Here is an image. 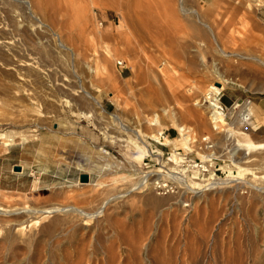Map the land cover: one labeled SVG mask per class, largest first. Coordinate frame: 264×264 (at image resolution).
Segmentation results:
<instances>
[{"label":"rangeland","instance_id":"374dc122","mask_svg":"<svg viewBox=\"0 0 264 264\" xmlns=\"http://www.w3.org/2000/svg\"><path fill=\"white\" fill-rule=\"evenodd\" d=\"M34 1L0 0V40L15 36L18 60L39 59L72 85L74 74L82 82L78 96L55 90L47 98L36 83L15 90L0 69V154L30 145L34 157L38 149L41 175L30 190L0 189V264H264V135L257 129L264 125L258 104L264 102V21L258 16L264 0ZM20 29H31L45 50L25 46ZM5 58L0 53V64L9 62ZM156 83L171 85L163 92ZM8 87L21 99L11 100ZM211 87L223 89L228 106L251 100V119L230 128L237 120L229 116L231 137L218 136L220 147L240 137L260 147L238 164L231 142L228 178L221 181L240 185L209 187L190 207L173 194L135 189L134 169L161 130L173 136L180 125L197 136L213 131L211 103L202 104ZM187 111L202 123L185 117ZM82 172L90 174L89 183L80 182ZM67 206L98 214H36ZM52 223L46 236L43 226Z\"/></svg>","mask_w":264,"mask_h":264},{"label":"built area","instance_id":"2783aa9c","mask_svg":"<svg viewBox=\"0 0 264 264\" xmlns=\"http://www.w3.org/2000/svg\"><path fill=\"white\" fill-rule=\"evenodd\" d=\"M124 61L118 60V66L123 67ZM222 91H210L209 98L213 95L215 102L212 103L210 117H212L213 131L200 136L195 135L191 128L186 126L185 134L177 129L173 136L169 130H161L156 138L149 142L143 162L135 170V189L139 191L151 190L158 194H173L185 207H190L192 199L201 191L212 187L214 182L228 178L226 170L232 161L231 142L228 138L223 147H220L218 136L229 134L227 131V119L235 116L248 99L243 102L238 100L228 106L222 101ZM215 105V106H214ZM214 107V108H213ZM215 110L224 114L225 121L214 120ZM252 112L242 111L240 120H250ZM188 137L187 144L183 147L174 145V141ZM238 181V182H237ZM240 185L238 179L229 182ZM228 183V184H229ZM246 186V185H245ZM252 189L251 187H246ZM255 190L261 186L255 185Z\"/></svg>","mask_w":264,"mask_h":264},{"label":"bare ground","instance_id":"6f19581e","mask_svg":"<svg viewBox=\"0 0 264 264\" xmlns=\"http://www.w3.org/2000/svg\"><path fill=\"white\" fill-rule=\"evenodd\" d=\"M21 1V0H20ZM37 1V0H36ZM36 1H34L35 3H36ZM41 1V0H40ZM34 3V4H35ZM38 3V2H37ZM67 3V2H66ZM41 4V2H39V4L38 5H40ZM44 4V3H43ZM43 4L41 5V6H43ZM36 5V4H35ZM35 5H33V6H35ZM24 6V5H23ZM32 6V5H31ZM33 6H32V8H33ZM29 7V6H28ZM28 7H26V8H28ZM44 7V6H43ZM69 7V6H68ZM38 9H43L42 7L40 8V6H39V8ZM32 10V9H31ZM44 10V9H43ZM42 10V11H43ZM60 10H61V8H60ZM187 10V9H186ZM27 11H28V9H27ZM191 11V10H190ZM53 12V11H52ZM51 12V13H52ZM34 13V12H33ZM50 13V12H49ZM194 13H196V12H194ZM11 14V13H10ZM49 16V15H48ZM31 17V16H30ZM51 19V18H50ZM14 20V19H13ZM16 20V19H15ZM49 23V22H48ZM17 24V23H16ZM50 24V23H49ZM62 24V23H61ZM19 25H21V24H19ZM23 25V24H22ZM21 25V26H22ZM32 26H33V24H32ZM44 26V25H43ZM46 26V25H45ZM49 26V25H48ZM52 26V25H51ZM208 26V25H207ZM27 27H28V25H27ZM33 27H35V26H33ZM50 27V26H49ZM22 28H24L23 26H22ZM31 28V27H30ZM39 28V27H38ZM54 28V27H53ZM209 28V27H208ZM4 29V28H3ZM41 29V28H40ZM47 29V28H46ZM14 30H16L15 28H14ZM21 30V29H20ZM19 30V33H21L20 35H19V37H21L22 38V41L24 42V44H25V46H27V47H29V48H32V47H35V45H38L39 47H41L42 49H43V47H45L44 46V43L45 42H43V41H41V39L37 42V43H35L34 42V40H33V38L34 37H32V30L31 29H23V30H21L20 31ZM60 30V29H59ZM3 31H5V30H3ZM47 31V30H46ZM54 31V30H53ZM34 32V31H33ZM1 33H2V31H1ZM0 33V34H1ZM3 34H5V33H3ZM2 34V35H3ZM8 34V33H7ZM44 34V33H43ZM55 34V33H54ZM60 34H62V33H60ZM10 35V34H9ZM35 35V34H34ZM33 35V36H34ZM36 35L38 36V34L36 33ZM35 35V36H36ZM56 35V34H55ZM4 36V35H3ZM6 36V35H5ZM4 36V37H5ZM17 36V35H16ZM36 36V37H37ZM40 36V35H39ZM38 36V37H39ZM41 36H44V35H41ZM59 36V35H58ZM65 36V35H64ZM2 37V36H1ZM12 37H13V35H12ZM18 37V36H17ZM18 37V38H19ZM60 37H63L62 35L60 36ZM60 37H58V40H59V44H60V46L59 47H61V49H63V50H66L67 52L69 51V53L71 52V50L72 49H70L69 47H68V44H67V46L63 43V42H61V38ZM14 38H15V36H14ZM14 38H2L1 40H0V53H1V55H3V57L5 58H7L8 60H9V62L8 63H6V61L5 60H3V62H4V64H0V69H2V71L3 70H5L6 71V73L7 74H4V75H8L7 77H11L13 80H12V83L14 84V83H16V88H15V90L16 89H19V88H17V86H25L26 85V83H28V82H32V83H36L37 85H39L40 86V88H42L43 89V91H44V93L46 94L44 97H47V98H54L55 96H53L51 93L53 92L54 93V91L55 90H57V91H60V92H62V93H65V94H67L68 96H78V93H79V89H78V87H80V84H79V82H82L81 80H80V78L76 75V74H74L73 76V78L75 79V82H77V83H75L74 82V85H72L67 79H65V78H62V77H60V76H58L57 75V71L53 68L54 67V65H53V67L52 66H46V65H44V63H42L39 59H37V60H30V61H27L26 62V60H22L21 61V59H17V55H21V53L20 54H18V52H21V51H19V47H18V42H17V40L16 39H14ZM66 38V37H65ZM64 38V39H65ZM68 38H70V37H68L67 36V38L66 39H68ZM57 39V38H56ZM19 40V39H18ZM38 40V39H37ZM49 40V38L46 40V41H48ZM51 40V39H50ZM62 41H63V39H62ZM41 42H43V43H41ZM54 44V43H53ZM57 44V43H56ZM55 44V45H56ZM48 45H49V43H48ZM38 46H36V47H38ZM50 46V45H49ZM58 46H57V48H56V50H58ZM36 47H35V49H36ZM51 47V46H50ZM56 47V46H55ZM52 48V47H51ZM32 49H34V48H32ZM46 49H48L47 47H46ZM55 49V48H54ZM43 50H45V49H43ZM50 50V49H49ZM48 50V51H49ZM59 50H60V48H59ZM37 51V50H36ZM51 51H52V49H51ZM73 51H74V48H73ZM73 51H72V53H73ZM56 52V51H55ZM62 52V51H61ZM66 52V53H67ZM75 52V51H74ZM38 53V52H37ZM39 53H40V51H39ZM41 53H42V51H41ZM76 53V52H75ZM74 53V55L76 56V54ZM25 54V53H24ZM47 54H49V53H46V54H44V56L45 55H47ZM60 54V53H59ZM61 55V54H60ZM59 55V56H60ZM71 56H73L72 54H70ZM40 56V55H39ZM48 56V55H47ZM59 56H56V57H59ZM61 56H63V55H61ZM226 56H230V55H228V54H226ZM41 57H43V56H41ZM40 57V58H41ZM46 57V56H45ZM48 57H50L51 58V56H48ZM5 58V59H6ZM25 58H27V57H25ZM53 58V57H52ZM51 58V59H52ZM227 58V57H226ZM3 59V58H2ZM50 59V60H51ZM54 59V58H53ZM60 59V58H59ZM72 59V58H71ZM7 60V61H8ZM64 60V59H63ZM54 61V60H53ZM256 61V60H255ZM2 62V63H3ZM50 62V61H49ZM60 62L61 61H59V64H60ZM63 62H65V61H63ZM62 62V63H63ZM66 63V62H65ZM54 64V63H53ZM79 64V63H78ZM52 65V64H51ZM55 65H56V63H55ZM261 65L263 66L264 65V61H262L261 60ZM59 66V65H58ZM58 66H55V68L57 67V68H59ZM62 66V64L60 65V67ZM71 66H72V64H71ZM80 66H82V64L80 65ZM85 66V65H84ZM75 67V66H74ZM78 67H79V65H78ZM86 67V66H85ZM251 67V66H250ZM255 68V70L257 69L256 67H254L253 66V68L252 69H249V70H253ZM61 69H62V67H61ZM60 69V70H61ZM80 69H81V67H80ZM83 70H84V67H83ZM81 71V70H80ZM85 71V70H84ZM83 72V71H82ZM86 72V71H85ZM3 73V72H2ZM87 73V72H86ZM1 74V73H0ZM2 76V75H1ZM72 78V79H73ZM4 80V79H3ZM10 80V79H9ZM9 80H7V82L9 81ZM2 82V81H1ZM4 82V81H3ZM11 82V81H10ZM156 84H158V86H160L161 88H162V91L164 90L163 89V87L165 86L164 84H166L167 86L169 85H171L170 83H156ZM8 85H9V83H8ZM12 85V84H11ZM10 86V85H9ZM21 86H20V88H21ZM81 86H82V84H81ZM6 88V87H5ZM9 88V91L6 89L4 92L5 93H7L8 95L7 96H9V98L11 99V100H13V101H18V99H17V97H19L20 95H18L17 96V92L18 91H16V93H15V91H13V88H11L10 89V87H8ZM1 89V88H0ZM160 89V88H159ZM11 90V91H10ZM161 90V89H160ZM1 91V90H0ZM13 91V92H12ZM20 91V90H19ZM210 91H214V93L216 94L217 92H219L218 91V89L217 88H215V87H211L210 88ZM209 91V92H210ZM23 92H24V95H25V91L23 90ZM22 92V93H23ZM164 92V91H163ZM58 93V92H57ZM160 93V92H159ZM10 94V95H9ZM18 94H19V92H18ZM23 95V94H22ZM87 95V97L92 101V100H94L95 99V97L93 96V95H91L90 93H87L86 94ZM28 96H29V93H28ZM6 97V96H5ZM209 97V96H208ZM7 98V97H6ZM22 98H23V96H22ZM27 98V97H26ZM214 99V97H213V95L209 98V100L210 99ZM19 99H21V96L19 97ZM28 99V98H27ZM7 100V99H6ZM6 100L4 99V101L6 102ZM23 100H25V99H23ZM30 100V99H29ZM215 100V99H214ZM8 101V100H7ZM12 101V103H10V102H8V103H10L11 105L13 104H16V103H14ZM20 101V100H19ZM4 102V103H5ZM23 102V101H22ZM22 102L20 101V105H22ZM26 101H24V103H25ZM27 102H28V100H27ZM30 102V101H29ZM89 102V101H88ZM206 102H208V99H207V101H206V99L203 101V103L202 104H204V103H206ZM211 102H214V101H211ZM211 102H209L208 104H210ZM2 103H3V98H2ZM7 105V104H6ZM29 105H30V103H29ZM15 106V105H14ZM13 106V107H14ZM16 107H18V106H16ZM165 107V106H164ZM251 103L249 104V103H246L245 105H243L241 108H240V110L235 114V117H234V119H236L237 121H236V123H234V124H232L231 125V122L228 124L229 126H230V128H234L235 126H236V124H238V123H240L241 121H240V113L242 112V111H248V112H251ZM2 108H4L3 106H2ZM211 108H212V103H211ZM214 108V107H213ZM80 109V108H79ZM253 109V108H252ZM6 110V109H5ZM10 111V110H9ZM191 111V110H190ZM190 111H187L186 113H185V117H190V118H194L196 121H198V122H200V123H202V118L200 117V115L197 113V112H190ZM11 112V111H10ZM82 113V112H81ZM176 113V112H175ZM83 114V113H82ZM86 114V113H85ZM184 113H182V115H183ZM216 116H215V119L214 120H216L217 121V119L218 120H221V121H224L225 120V118H224V114L223 113H221V112H217L216 110H215V113H214ZM88 115V114H87ZM180 118V117H179ZM233 119V120H234ZM177 122V121H176ZM183 125H180V126H178V127H180V131L181 132H183V134H185V128L186 127H182ZM124 129L126 130V129H130V128H127V127H124ZM132 130V129H131ZM232 130V129H231ZM229 131V130H228ZM228 136H230L231 137V133H229L228 134ZM140 138V137H139ZM185 141L184 142H186L187 143V141L189 140V138L186 136L185 138H183ZM22 140V139H21ZM24 141H28L27 139H24V140H22V142H24ZM233 143V154H232V156L235 158V161L238 163V164H242V160H244V159H246L247 158V156L248 155H250L251 153H253V152H255V151H257V150H259L260 149V147L256 144V143H254V142H245V141H243L242 140V138L240 137L239 139L238 138H234V140L232 141ZM185 143V144H186ZM231 149V148H230ZM239 150H243V157H241V158H238L237 159V157H236V154L238 153V151ZM248 159V158H247ZM244 162V161H243ZM244 163H247V162H244ZM243 163V164H244ZM242 166V165H241ZM90 182V181H89ZM88 182V183H89ZM227 183H229V180L228 181H217V182H214L213 183V185H212V187H219V186H222V185H224V184H227ZM227 186V185H226ZM224 187V186H223ZM222 187V188H223ZM221 188V187H220ZM213 189V188H212ZM217 189V188H216ZM209 191V190H208ZM213 191V190H212ZM205 192V191H204ZM206 193V192H205ZM198 194V193H197ZM196 194V195H197ZM202 195V194H201ZM207 195V194H206ZM205 195V196H206ZM198 197H201V196H197V198ZM208 197V196H207ZM203 198V197H202ZM201 199V198H200ZM153 200L154 201H156L154 198H153ZM153 200L151 199V201L152 202H150V203H152L153 205H155L156 206V203L154 204L153 203ZM158 201V200H157ZM159 203V202H158ZM178 203V202H177ZM151 204V205H152ZM66 207V206H65ZM68 207V206H67ZM62 208V207H61ZM102 209V208H101ZM55 210H62V211H65V210H67V212H68V210L70 211H74V212H78V213H80V215L82 214V215H84V216H87V217H92V216H95V215H97L98 213H94V214H89V213H87V212H85V211H83V210H81V209H79V208H77V207H68V209H65V208H63V209H58L57 207L56 208H49V209H47V210H45V211H36L37 213V215L38 214H40V215H43L42 217V219H44V218H47L49 215H51V214H53V213H55L56 211ZM70 211V212H71ZM100 212H101V210H99ZM23 212H25V211H23ZM66 212V211H65ZM73 212V213H74ZM100 212H99V214H100ZM69 213V212H68ZM72 213V212H71ZM70 213V214H71ZM35 214V215H36ZM102 214V213H101ZM81 215V216H82ZM53 216V215H52ZM21 217V216H20ZM72 219H74L73 218V215H72V217H71ZM42 219H41V221H42ZM55 220V219H54ZM148 220V219H147ZM56 221V220H55ZM59 221H60V219H59ZM58 221V222H59ZM75 221V220H74ZM54 222V221H53ZM60 223V222H59ZM70 223H72V221L70 222ZM18 225V224H17ZM56 225V223H52L51 225H49V227L47 226V225H45V226H43L44 227V229H43V232H45V234H46V232H49L54 226ZM60 225V224H59ZM70 225V224H69ZM59 228V227H58ZM19 230V229H18ZM53 230V229H52ZM59 231H61V229L59 230ZM11 232V231H10ZM50 232H52V231H50ZM49 232V233H50ZM12 233V235H13V232H11ZM41 233H42V231H41ZM53 233H54V231H53ZM57 233H58V231H57ZM9 234V233H8ZM35 234H37V233H33V238L31 239L30 238V240L32 241L33 239H34V236H35ZM39 234H40V232H39ZM51 234V233H50ZM60 234V233H59ZM58 234V235H59ZM141 234V233H140ZM12 235H10L9 234V236H12ZM32 235V234H31ZM42 235V234H41ZM44 235V234H43ZM8 236V237H9ZM40 236V235H39ZM45 236V235H44ZM46 236H47V234H46ZM60 236V235H59ZM8 237H7V239H8ZM36 237H38V236H36ZM41 237V236H40ZM42 238V237H41ZM10 239V238H9ZM11 240V239H10ZM35 240V239H34ZM11 241H15V240H11ZM12 242V243H13ZM15 243V242H14ZM13 245V244H12ZM138 253V252H137ZM135 255V254H134ZM162 258V257H161Z\"/></svg>","mask_w":264,"mask_h":264},{"label":"crops","instance_id":"0c3cea01","mask_svg":"<svg viewBox=\"0 0 264 264\" xmlns=\"http://www.w3.org/2000/svg\"><path fill=\"white\" fill-rule=\"evenodd\" d=\"M258 16L264 21L263 9L258 11ZM258 104L260 110L264 112V102L260 100ZM257 129L260 135H264V125H259ZM32 151L33 147L30 145L16 148L10 146L5 153L0 154V189L24 192L40 184L41 175L37 174L39 172L37 159L40 152L36 149L33 157ZM46 158L47 156L42 160L46 161ZM15 165L21 169L14 170Z\"/></svg>","mask_w":264,"mask_h":264},{"label":"water","instance_id":"95a60500","mask_svg":"<svg viewBox=\"0 0 264 264\" xmlns=\"http://www.w3.org/2000/svg\"><path fill=\"white\" fill-rule=\"evenodd\" d=\"M217 84H219V83H217ZM13 169L14 170H20L21 168H20V166L15 165ZM79 178H80V182L88 183L90 181V174L87 172H82V173H80Z\"/></svg>","mask_w":264,"mask_h":264}]
</instances>
